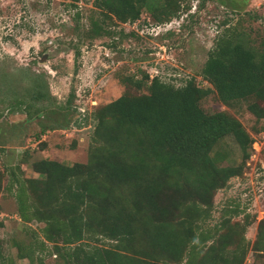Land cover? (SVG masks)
<instances>
[{
  "label": "rangeland",
  "instance_id": "374dc122",
  "mask_svg": "<svg viewBox=\"0 0 264 264\" xmlns=\"http://www.w3.org/2000/svg\"><path fill=\"white\" fill-rule=\"evenodd\" d=\"M92 3L0 0V264H74L67 256L72 247L56 250L44 240V211L38 220L19 218L17 186L41 178L33 167L40 160L86 164L98 110L122 96L149 93V81L137 89L127 77L149 74L176 87L194 80L210 88L201 72L225 28L237 26L257 40L264 36V0H184L179 17L166 26L146 11L134 23L103 22ZM199 105L208 114L236 118L253 140L243 174L216 191L212 206L193 223L196 236L221 237L230 250L240 229L253 243L264 218V119L253 116L246 102L225 105L215 93ZM217 149L227 153L219 166L241 163L231 138ZM110 244L85 240L82 247ZM244 264H264V255L249 252Z\"/></svg>",
  "mask_w": 264,
  "mask_h": 264
},
{
  "label": "trees",
  "instance_id": "16d2710c",
  "mask_svg": "<svg viewBox=\"0 0 264 264\" xmlns=\"http://www.w3.org/2000/svg\"><path fill=\"white\" fill-rule=\"evenodd\" d=\"M181 1L93 0L92 6L103 22L134 23L146 11L167 24L179 17ZM93 26L101 30L97 21ZM201 77L210 88L194 80L176 87L149 74L127 77L137 89L149 81V93L122 96L98 110L86 164L35 162L41 178L17 186L19 218L38 220L44 211V240L56 250L72 247L67 256L74 264H244L249 252L264 255V218L253 243L240 229L230 250L221 237H198L193 227L214 193L243 174L253 144L236 118L208 114L199 103L215 93L225 105L246 102L253 116L264 119V36L257 40L237 26L225 28ZM226 138L238 148V165L219 166L227 153L217 147ZM103 239L111 244L82 247L85 240Z\"/></svg>",
  "mask_w": 264,
  "mask_h": 264
},
{
  "label": "built area",
  "instance_id": "2783aa9c",
  "mask_svg": "<svg viewBox=\"0 0 264 264\" xmlns=\"http://www.w3.org/2000/svg\"><path fill=\"white\" fill-rule=\"evenodd\" d=\"M167 24H168V23H167ZM167 24H163V25H165V26H166ZM167 31H169V30H167ZM167 31H165V32H167Z\"/></svg>",
  "mask_w": 264,
  "mask_h": 264
}]
</instances>
